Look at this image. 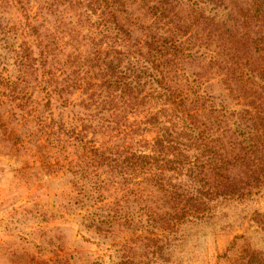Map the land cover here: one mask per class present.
I'll return each instance as SVG.
<instances>
[{
	"label": "rangeland",
	"instance_id": "rangeland-1",
	"mask_svg": "<svg viewBox=\"0 0 264 264\" xmlns=\"http://www.w3.org/2000/svg\"><path fill=\"white\" fill-rule=\"evenodd\" d=\"M192 1L176 0L177 15L192 13L187 34L202 40L189 41L190 51L179 61L210 104L221 114L232 113L225 112L236 122L231 128L242 134L237 141L253 140L262 150L260 17L246 11L249 0H213L202 19L207 27L195 28L201 19ZM12 12L2 6L0 24L14 18ZM121 19L143 44L167 18L154 19L142 0H125ZM58 35L61 46L82 48L79 39L77 44ZM2 37L0 32V73L7 78L0 91V264H264V155L254 152V161L246 153L229 172L237 196L215 198L201 218L177 219L167 194L144 184L142 175H117L125 165L122 148H141L155 135L147 126L129 136L136 127L129 123L143 122L153 106L103 107L97 99L84 109L54 100L50 109L43 83L12 66ZM65 96L74 101L81 95L73 89ZM78 110L94 118L84 122L91 129L80 128L74 119ZM253 127L257 132H250ZM86 146L100 156L90 162Z\"/></svg>",
	"mask_w": 264,
	"mask_h": 264
},
{
	"label": "trees",
	"instance_id": "trees-1",
	"mask_svg": "<svg viewBox=\"0 0 264 264\" xmlns=\"http://www.w3.org/2000/svg\"><path fill=\"white\" fill-rule=\"evenodd\" d=\"M142 1L154 19H167L161 30L147 29L149 40L140 44L121 19L125 0H0V8L9 5L14 15L0 24L1 45L11 53L8 58L13 67L40 79L50 109L56 106L55 101L87 109L97 99L103 107L153 106L143 122L129 123L136 126L129 136L147 126L155 128V135L144 140L141 148H122L125 165L117 175H142L144 184L167 194L179 212L177 219L201 218L214 206L215 198L237 196L229 172L237 169L244 154L250 153L256 161L254 152L263 156L264 149L253 140L237 141V134H242L237 126L231 128L236 122H230L225 114L231 117L232 113L221 114L222 110L210 104V99L195 89L196 80L188 75L187 64L179 61L190 51L189 41L202 40V35L187 34V27L194 24L192 13L179 18L176 0ZM195 1L192 4L201 19L196 20L195 28H206V5L213 0ZM245 9L256 12L264 27V0H249ZM58 34L74 38L77 44L80 41L82 48L73 43L72 48L61 46ZM260 38L264 43V34ZM15 78L11 76V80ZM0 79V91H5L3 80L7 78L0 73ZM73 89L80 93L79 100L65 96ZM86 111L78 110L74 119L80 128L91 129L84 122L94 118H85L89 115ZM257 130L253 127L250 132ZM86 147L90 162L100 156L95 147ZM224 189L230 191L222 192Z\"/></svg>",
	"mask_w": 264,
	"mask_h": 264
}]
</instances>
